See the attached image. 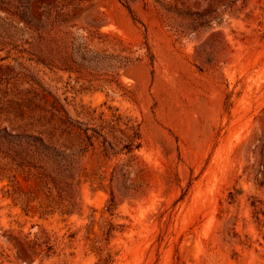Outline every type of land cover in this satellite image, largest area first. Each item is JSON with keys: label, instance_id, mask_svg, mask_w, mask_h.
Segmentation results:
<instances>
[{"label": "rangeland", "instance_id": "obj_1", "mask_svg": "<svg viewBox=\"0 0 264 264\" xmlns=\"http://www.w3.org/2000/svg\"><path fill=\"white\" fill-rule=\"evenodd\" d=\"M0 264H264V0H0Z\"/></svg>", "mask_w": 264, "mask_h": 264}]
</instances>
